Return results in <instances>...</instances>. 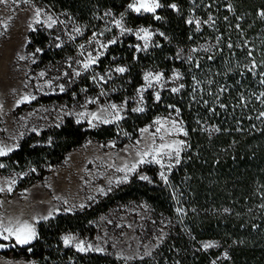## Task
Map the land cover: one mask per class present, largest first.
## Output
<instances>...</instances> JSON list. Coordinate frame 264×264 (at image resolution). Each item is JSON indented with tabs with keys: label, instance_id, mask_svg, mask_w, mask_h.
Here are the masks:
<instances>
[{
	"label": "rangeland",
	"instance_id": "374dc122",
	"mask_svg": "<svg viewBox=\"0 0 264 264\" xmlns=\"http://www.w3.org/2000/svg\"><path fill=\"white\" fill-rule=\"evenodd\" d=\"M189 1L187 17L198 37L179 53V59L189 69V77L180 68L168 72L151 65L144 69L143 83L129 92L125 56L122 52L114 55L111 47L118 45L121 51L147 52L160 46L164 34L157 27L132 26L127 22L130 14L154 13H137L128 5L121 13L105 9L92 16L90 19L94 20L90 24L47 0H0V147L11 149L6 155L17 149L23 139L60 126L67 118L92 128L118 126L131 113L167 107L141 127L135 137L118 130L113 138H88L60 164L49 167V173L42 179L35 178L40 173L32 166L25 170L0 171V188L4 189L0 192V226L14 227L18 222H27L37 234L40 222L93 206L134 178L154 184L151 170L165 182L160 177L163 171L168 180L188 146L187 125L180 110L168 103V94L180 93L188 86L199 104L201 101L204 107H217L223 100L224 90L230 86L229 78L220 73V66L215 62L217 57H223L226 64L232 60L231 54H220L222 51L217 49L220 34L214 25L224 2ZM156 2L161 7L155 13L163 7V0ZM37 10L39 17H36ZM141 28L150 33L147 41L136 35ZM251 57L244 53L233 57L241 74L248 73L245 69ZM90 60L95 63H89ZM85 64L89 65L87 69ZM117 68L125 71L118 72ZM254 75L253 78H259L256 72ZM157 76L159 80L155 79ZM255 81L252 79L250 90L242 93L258 97L252 112L259 124L264 125V99ZM112 105L116 106L115 110ZM137 108L143 111H134ZM198 109L204 112L203 106ZM93 115L97 119L93 120ZM204 125L211 127L206 122ZM175 147H179V162ZM158 151L160 155H156ZM154 156L160 164L154 162ZM141 159L145 162L140 163ZM133 165L136 166L134 171ZM141 176L148 179L143 180ZM22 179L24 185L18 187ZM30 180L34 182L27 185ZM176 230V218L158 212L148 202L120 200L94 219L84 232H65L62 241L71 237L70 244L64 245L80 253H99L133 261L152 256ZM11 240L14 239L6 242ZM200 244L203 249L221 251L212 264L229 258L228 249L220 240L207 239ZM80 245L85 251L78 250ZM205 245L211 246L206 248ZM0 264L41 263L0 254Z\"/></svg>",
	"mask_w": 264,
	"mask_h": 264
},
{
	"label": "trees",
	"instance_id": "16d2710c",
	"mask_svg": "<svg viewBox=\"0 0 264 264\" xmlns=\"http://www.w3.org/2000/svg\"><path fill=\"white\" fill-rule=\"evenodd\" d=\"M47 1L91 24L94 19L90 18L97 13L105 9L124 12L133 0ZM222 1L214 25L220 34L217 49L222 51L220 54H231L232 60L226 64L223 57H217L215 62L220 73L229 78L230 86L224 90L217 107H204L201 101L199 104L188 86L180 93L168 94V103L180 110L187 125L188 146L167 182L151 170L154 184L134 178L93 206L44 220L38 225L36 239L28 245L0 240L1 255L41 264H212L221 251L203 249L200 242L216 239L228 249L229 258L215 264H264V125L259 124L252 112L258 97L242 93L250 90L252 79L257 80L264 99L261 82L264 81V0ZM189 8V0H163V7L154 14L129 15L130 25L154 26L164 34L161 45L147 52L121 51L118 45L111 47L114 55L122 52L125 56L129 92L143 83L144 69L151 65L168 72L180 68L189 77L188 67L179 59L181 49H188L198 37L194 25L188 21ZM239 53L252 56L245 69L248 73L241 74L233 58ZM254 72L259 78H253ZM200 106L203 113L198 109ZM166 109L131 113L118 126L99 128L67 118L62 125L40 135L32 134L10 154L0 156L3 165L0 171L32 166L40 173L35 178L42 179L49 173V167L60 164L88 138H113L118 130L135 137L141 127ZM205 122L212 128H206ZM24 182L23 179L18 182V187ZM33 182L30 180L27 185ZM120 200L148 202L158 212L176 218L177 230L167 236L152 256L133 261L99 253L84 254L64 245L65 232H84L94 219Z\"/></svg>",
	"mask_w": 264,
	"mask_h": 264
},
{
	"label": "snow or ice",
	"instance_id": "6c2138e0",
	"mask_svg": "<svg viewBox=\"0 0 264 264\" xmlns=\"http://www.w3.org/2000/svg\"><path fill=\"white\" fill-rule=\"evenodd\" d=\"M25 2H27V0H25ZM161 7V5L156 2V0H135V2L133 4H129V8H131L133 11L140 13L141 11L143 12H151V13H155L156 9ZM171 7L175 8V5H172ZM40 16V12L37 10L36 11V17ZM156 19H160L159 16H156ZM37 22H39V20H37ZM54 23V21H53ZM117 25L119 26V22H117ZM51 26V25H49ZM141 33H143V35H141ZM137 37L139 39H144L145 41H147V39L150 37V33L146 30L141 28L140 31L136 34ZM115 41H113L114 43ZM145 47H147V43H145ZM139 50V49H137ZM37 51H39V49H37ZM89 63H95V60H90ZM88 64H85L84 67L87 69L88 68ZM256 67L255 63H253L252 68L254 69ZM116 71L123 73L125 71L124 68H117ZM77 75H79V73H76ZM43 75V73L41 74ZM156 80H159L160 77L157 76L155 77ZM145 80H148V76L145 77ZM262 83H264V81H261ZM61 91H63V87H61ZM173 91H178V89H173ZM34 98V97H33ZM25 99H27V97H25ZM157 100H159V95L157 94L156 97ZM113 110L116 109L115 105H112ZM134 111H143V108H137L134 109ZM117 118H119V113L117 112ZM262 115H264V113H262ZM93 120L97 119V117L95 115H93L92 117ZM79 122V121H78ZM89 123L91 124V120L89 121ZM157 123H159V121H157ZM178 131H180V129H177ZM157 131H159V129H157ZM186 134V133H185ZM162 147H172L171 145H163ZM8 151H11V149H5L3 147H0V156H4L7 154ZM174 151L176 153V157H177V162H179V147H175ZM145 155H147V153H145ZM156 155H160L159 151L156 153ZM155 163L160 164L161 161L159 159H156L155 156L153 158ZM145 161L143 159L140 160V163H144ZM163 167V165H161ZM0 167H3L2 164H0ZM135 165L132 166V170H135ZM121 171H123V169H121ZM160 177L161 179L165 180V182H167V177L165 175V173L163 171H161L160 173ZM143 180H147L148 177L146 176H141L140 177ZM9 191H11V188L8 189ZM4 191V189L0 188V192ZM46 219V217H45ZM0 228H2V230H0V240H9L14 239L15 240V244L16 245H27L32 243V241L34 239H36V231L34 229V227L31 224H28L27 222L24 223H17L16 226L14 227H2L0 226ZM71 237H65L64 238V244L68 245L71 242ZM211 245H205V247H210ZM0 247H3V245H0ZM91 247V246H89ZM78 250L83 252L85 251V248L83 245H80L78 247ZM29 251H31V249H29Z\"/></svg>",
	"mask_w": 264,
	"mask_h": 264
}]
</instances>
